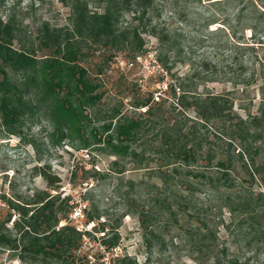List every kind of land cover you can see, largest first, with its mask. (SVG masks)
Masks as SVG:
<instances>
[{
    "label": "rangeland",
    "instance_id": "1",
    "mask_svg": "<svg viewBox=\"0 0 264 264\" xmlns=\"http://www.w3.org/2000/svg\"><path fill=\"white\" fill-rule=\"evenodd\" d=\"M72 1L0 0V20H13L21 30V42L16 40L14 46L34 49L41 56L45 51L36 42L42 25H68ZM85 1L93 11L101 12L107 5V0ZM119 6L118 25L129 33V42L119 52L111 45H85L89 49L85 64L92 72L106 63L101 74L105 94L97 108L141 114L146 107L138 109L135 103L153 94L154 102H165L164 110L177 107L178 118L183 119L178 97L186 91L189 97L222 94L240 118L256 111L264 99V0H153L145 11L135 0ZM139 53L148 55L149 67L142 71L139 65L124 62ZM146 74L149 77L143 80ZM187 113L195 115L191 110ZM103 123L102 116L94 118L82 138L76 131L62 136L44 114L25 117L15 133L0 120V230L16 233L14 223L20 213L9 200L23 203L45 189L60 195L58 203L63 200L60 225L69 222L90 233L84 235L80 249L88 254L86 264H200L195 257L202 264H264V243L256 238L246 215L238 210L231 213L226 204L228 195L237 199L251 194L249 207L253 208L256 193L264 192L258 177L251 178L238 160V142L228 150L231 169L223 170L230 185L223 184L224 178L210 184L200 176L220 175L219 161L225 163L229 141L224 137H214L206 149L205 155L214 156L210 163L198 159L182 165L179 160L163 167H177L168 190L180 189L181 202L176 203L169 192L154 186L162 183L155 169L166 158L155 152L154 130L147 128L133 143L144 155L123 157L103 143L83 145L92 127ZM42 168L56 180L53 184ZM185 178L193 181L189 196L175 186ZM258 201L262 206L255 211L264 213V198ZM143 210L151 213L147 228L139 214ZM103 224L105 231H101ZM105 240L119 243L108 248ZM0 264L31 263L0 247Z\"/></svg>",
    "mask_w": 264,
    "mask_h": 264
},
{
    "label": "trees",
    "instance_id": "2",
    "mask_svg": "<svg viewBox=\"0 0 264 264\" xmlns=\"http://www.w3.org/2000/svg\"><path fill=\"white\" fill-rule=\"evenodd\" d=\"M129 0H107L103 11H93L85 0H74L70 3L72 14L70 23L65 26H53L45 22L40 29L38 48L44 50L43 55H37L33 50L25 47H16L14 42H21V30L17 29L13 20H0V120L7 130L17 132L25 117L45 115L60 131H76L80 136L88 131V126L94 118L104 120L99 126L90 130V135L84 137L83 145L90 146L103 143L115 155L138 157L144 155L143 149L133 148V143L147 128L154 130L156 139L155 152L166 155L155 169V176L161 180V185L154 186L169 192L171 188V174L173 169L164 170L163 167L175 165L179 160L185 165L190 160L206 159L208 163L213 155L210 149L211 140L226 138L227 150L225 163L219 161L222 168L220 175L212 177L202 173L200 176L208 183L220 182L230 185L226 181L227 175L223 170L231 169L227 165L231 144L236 141L239 150L238 160L245 165L251 178L258 177L264 185V99L260 101L254 113H248L240 118L232 111V101L222 94H194L189 97L182 91L178 97V105L184 114L179 119L180 110L175 106L163 109L165 102H154L153 94L143 97L135 103V107L145 108L141 114H128L115 108L104 110L97 108L104 97L101 74L104 73V64L100 63L94 72L85 64L89 49L85 47L109 46L119 48L129 42L130 35L126 29L118 25L120 17V3ZM141 10L149 7L153 0H135ZM143 40L140 39L139 47ZM123 50V49H121ZM135 56V55H134ZM133 56V57H134ZM113 59V54L107 61ZM106 61V62H107ZM164 101V100H163ZM92 109V112L88 111ZM176 110H178L176 112ZM191 110L195 115H188ZM107 133L103 137V134ZM205 150V151H203ZM201 151V154L198 153ZM228 156V157H227ZM246 156V161L244 157ZM139 160V159H136ZM41 169V167H36ZM42 173L49 178L51 184L56 180L50 178L42 168ZM190 173V172H189ZM183 179L176 188L186 190V196L192 192L193 181ZM177 191L169 192L176 203L181 202ZM176 192V193H175ZM3 198H6L3 196ZM178 198V199H177ZM248 198V199H247ZM251 194L239 195L237 199L227 196L228 209L231 213L238 210L246 216L245 220L254 229L256 238L264 243V213L256 212L261 207L258 199L264 198V192L256 193V204L249 207ZM225 199V200H226ZM60 195L49 190H38L26 202L9 200L11 206L20 213L16 220V233L0 230V247L11 252L19 253L24 262L31 264L63 263L86 264L88 254L81 253L82 239L87 230L78 229L69 222L60 225L62 221ZM187 200V199H186ZM141 222L145 228L149 226L150 211H141ZM92 218V217H91ZM89 218V220H91ZM7 220H11V215ZM103 224L101 231H105ZM107 233L103 236H105ZM206 235L207 233H202ZM104 243L110 247L118 245V240ZM200 246V245H199ZM200 264L202 260L195 257ZM102 264V263H97ZM245 264V263H242Z\"/></svg>",
    "mask_w": 264,
    "mask_h": 264
},
{
    "label": "built area",
    "instance_id": "3",
    "mask_svg": "<svg viewBox=\"0 0 264 264\" xmlns=\"http://www.w3.org/2000/svg\"><path fill=\"white\" fill-rule=\"evenodd\" d=\"M147 56L148 55H146V54L139 53V54H136L132 58L133 60H131V59L130 60H125L124 62L126 64H128V66H136V65H139L140 68H141V71H142V70L147 69L149 67L148 64H147V62H148ZM157 66L159 67L160 65H157ZM148 77H149V74H146L143 80H146ZM156 99L159 100L160 97L157 96ZM78 211H79L78 213L81 214L82 213V208H80Z\"/></svg>",
    "mask_w": 264,
    "mask_h": 264
}]
</instances>
